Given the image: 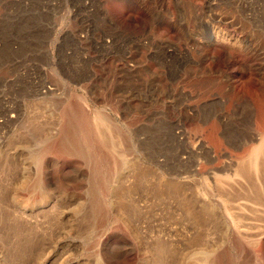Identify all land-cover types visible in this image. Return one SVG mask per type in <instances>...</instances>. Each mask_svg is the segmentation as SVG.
<instances>
[{
	"label": "rangeland",
	"instance_id": "1",
	"mask_svg": "<svg viewBox=\"0 0 264 264\" xmlns=\"http://www.w3.org/2000/svg\"><path fill=\"white\" fill-rule=\"evenodd\" d=\"M135 1L0 0V264H264V154L247 160L264 132V0ZM150 26L145 84L123 56ZM69 106L110 126L105 186L59 143ZM153 180L182 189L157 196Z\"/></svg>",
	"mask_w": 264,
	"mask_h": 264
},
{
	"label": "bare ground",
	"instance_id": "2",
	"mask_svg": "<svg viewBox=\"0 0 264 264\" xmlns=\"http://www.w3.org/2000/svg\"><path fill=\"white\" fill-rule=\"evenodd\" d=\"M134 2L135 3H138V1H135L134 0ZM141 6H143L142 4H140ZM102 20H103V17H102ZM104 22H105V20H104ZM107 22H110L109 20L107 21L106 20V23ZM111 23V22H110ZM109 23V24H110ZM108 24V25H109ZM110 27V26H109ZM112 27V26H111ZM116 28V27H115ZM60 57V56H59ZM58 57V58H59ZM61 58H64L65 60H63L65 63H66V58L65 57H61ZM59 60H60V58H59ZM59 63H61V62H59ZM62 64V63H61ZM64 64V63H63ZM62 108V107H61ZM61 111V110H60ZM61 115L65 118V121H64V123H62V124H60V127L62 126V129H61V132H60V137H59V143H60V145L62 146V147H64L65 149H69L70 151L72 150L73 151V153L74 152H76V153H78V155L80 154V156H83V158H85L86 160H88V163L87 164H90L91 163V168L92 169H90L91 170V174H93L92 176H94L95 178H98V181L97 182H99L100 184H102V185H107V181H108V176H109V173H110V171H111V166H113L112 165V163L113 162H111L113 159H115L114 157H112V154H116L117 152H115V153H113L114 152V150L116 149L115 148V145H114V140H113V138H111V137H109L110 136V134L109 135H107V131H109V129H110V126H109V124L105 121V119H104V116L100 113V112H98V111H96V112H94L93 113V118L91 119V118H89L86 114H82L79 110L77 111L76 109H74V107H72V106H69V107H65L64 109H63V111H62V113H61ZM61 115H60V117H61ZM64 120V119H63ZM63 120H61V121H63ZM60 123V122H59ZM58 123V124H59ZM102 125H104L105 127H102ZM108 127H109V129H108ZM107 130V131H106ZM43 131V130H42ZM43 133V132H42ZM260 134V133H259ZM46 147V146H45ZM43 148L44 147H42L41 149H39V150H42V152L41 153H38V152H36V153H38V154H40V155H34V157H33V159H34V161H36L35 163H37L36 165H35V168H36V170H37V175L36 176H38V177H36V179L38 178L39 180H40V178H39V174H41L40 172H42V165H44L45 163H43V159L45 158L44 157V155H46V152H45V150L46 149H44L43 150ZM46 148H48V147H46ZM112 152V153H111ZM118 154V153H117ZM261 154H264V132L263 133H261L260 134V136H259V138H258V140H257V142L255 143V144H253L252 145V147H251V150H250V153L248 154V158H247V160H248V162H250L251 163V165H253V167L255 166L254 164L256 163L255 161H256V159H257V157L259 156V155H261ZM85 156V157H84ZM114 156V155H113ZM116 158H117V156H115ZM120 159V158H119ZM38 160V161H37ZM42 161V163H40ZM90 161V162H89ZM41 164V165H39V164ZM90 166V165H89ZM16 168V167H15ZM9 169H11V168H9ZM138 169H140V168H138ZM13 171H15V170H13ZM11 172V171H10ZM12 173V172H11ZM149 172H148V170L145 168H142V169H140V170H137L133 175H132V177H133V182L136 184V183H142L143 182V178L144 177H146L147 176V174H148ZM13 174V173H12ZM34 174H35V172H34ZM16 175V174H15ZM42 175V174H41ZM150 175V174H149ZM216 175V174H215ZM12 176V175H11ZM153 176V175H152ZM15 177V176H14ZM17 177V176H16ZM215 177V176H214ZM218 178H219V175L217 176ZM12 178H13V176H12ZM27 177L26 176H24V178L21 180L22 182H24V183H26V179ZM216 178V177H215ZM173 179V178H172ZM216 181V179H213V181ZM154 181V182H153ZM152 182H151V188H150V190L152 189V191L155 193V195H157L158 193H166V195L167 194H173V195H176V193L178 192V193H180L179 192V189L181 188L182 189V187H178L177 185H176V183H174V181L172 182V180L170 181V180H167V181H160V182H158V180H153ZM31 182H33V181H31ZM132 182V183H133ZM24 183H23V185H24ZM38 184L40 185V181L38 182V180H36V181H34V183H33V186L34 187H39L38 186ZM135 184H133V186L135 185ZM146 184V183H145ZM131 185V184H130ZM144 185V184H143ZM180 185V184H179ZM31 186V185H30ZM32 186V187H33ZM48 186H50V185H48ZM138 186H139V184H138ZM33 187V188H34ZM37 187L35 188V189H37ZM128 188V187H127ZM126 188V189H127ZM131 188V187H130ZM133 188V187H132ZM147 188H148V185H147ZM128 190V189H127ZM48 191V190H47ZM49 191H50V193H49V195H55L54 194V191L55 190H50L49 189ZM48 191V192H49ZM47 192V193H48ZM46 193V194H47ZM53 193V194H52ZM45 195V194H44ZM43 195V196H44ZM165 195V196H166ZM213 195H216V194H213ZM219 195V194H218ZM218 195H216V197L218 196ZM57 196V195H56ZM157 196H159V195H157ZM161 196V195H160ZM163 196V195H162ZM161 196V197H162ZM181 196V195H180ZM183 196V195H182ZM182 196L180 197V198H182ZM46 197L48 198V195H46ZM52 197V196H51ZM171 197H173V196H171ZM184 197V196H183ZM220 197V199H223L221 196H219ZM55 198V197H54ZM180 198H178V199H180ZM218 198V197H217ZM173 199H175V198H173ZM219 199V198H218ZM44 200V199H43ZM47 200L48 199H45L44 201H46L47 202ZM176 200V199H175ZM187 201H188V199H186ZM43 201V202H44ZM176 201H178V200H176ZM182 201V200H181ZM183 201H184V199H183ZM182 201V202H183ZM179 202V201H178ZM188 202H190V201H188ZM28 203V201L25 203V205L27 206V205H30L31 203H29V204H27ZM97 203V205H99L98 204V202H94V203H92V204H96ZM186 203V202H185ZM44 204H45V202H44ZM187 204H189V203H187ZM177 205H179V204H177ZM189 205H192V204H189ZM189 205H188V209L187 210H190V208H189ZM94 206H96V205H94ZM184 206V205H183ZM186 206V205H185ZM203 206V205H202ZM179 207H181L180 205H179ZM203 207H205V206H203ZM93 208V207H92ZM91 208V210H98V209H100V207H98V209H92ZM96 208H97V206H96ZM183 208H185V207H183ZM204 209V208H203ZM206 209V208H205ZM208 209V208H207ZM186 210V211H187ZM200 210H202V207H201V209ZM191 211V210H190ZM195 211H197L196 209H195ZM203 211V210H202ZM97 212V211H96ZM95 212V213H96ZM194 211H193V209H192V212L191 213H193ZM198 212H200V211H198ZM90 214H91V212H89ZM88 213V211H87V213L85 212V213H83L82 214V217H81V220H82V222L84 221V220H87V217L88 216H90V214ZM190 213V212H189ZM188 213V214H189ZM205 213V212H204ZM204 213H201V215L202 214H204ZM193 214H195V213H193ZM206 214V213H205ZM189 215H192V214H189ZM197 215V214H196ZM207 215H208V213H207ZM200 216V215H199ZM189 217V216H188ZM191 217V216H190ZM189 217V218H190ZM194 217H196V216H194ZM203 217H205V215H203ZM202 217V218H203ZM202 218H200V221H201V219ZM192 219V218H191ZM191 219H190V221H191ZM199 219V218H198ZM197 219V220H198ZM204 221H205V219H203ZM195 221V220H194ZM193 221V222H194ZM203 221V222H204ZM195 222H197V221H195ZM198 223H199V220H198ZM157 248V247H156ZM155 249V248H154ZM157 250H158V248H157ZM1 263V262H0ZM202 263L203 264H208V260L206 259V258H203V260H202Z\"/></svg>",
	"mask_w": 264,
	"mask_h": 264
},
{
	"label": "built area",
	"instance_id": "3",
	"mask_svg": "<svg viewBox=\"0 0 264 264\" xmlns=\"http://www.w3.org/2000/svg\"><path fill=\"white\" fill-rule=\"evenodd\" d=\"M156 36L157 33L155 27L150 26L147 33L140 34L137 37V42H135V49L131 50L129 48L128 50H126L125 55L123 56V61L126 65L125 71L127 73L131 74L132 71H140L142 68L145 70V84H148V81L152 83L150 79H153L154 76L158 74L157 62L154 57L157 47V43L155 41ZM131 53L138 54L139 64L136 65L134 64V62H132ZM125 97L127 98L128 102H130L131 94L128 93Z\"/></svg>",
	"mask_w": 264,
	"mask_h": 264
},
{
	"label": "crops",
	"instance_id": "4",
	"mask_svg": "<svg viewBox=\"0 0 264 264\" xmlns=\"http://www.w3.org/2000/svg\"><path fill=\"white\" fill-rule=\"evenodd\" d=\"M237 149H240V147H239V146H237Z\"/></svg>",
	"mask_w": 264,
	"mask_h": 264
}]
</instances>
